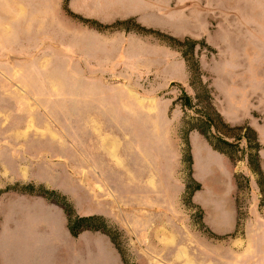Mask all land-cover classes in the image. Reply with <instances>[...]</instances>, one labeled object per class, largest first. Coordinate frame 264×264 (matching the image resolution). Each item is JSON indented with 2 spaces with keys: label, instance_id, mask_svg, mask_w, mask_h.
<instances>
[{
  "label": "rangeland",
  "instance_id": "374dc122",
  "mask_svg": "<svg viewBox=\"0 0 264 264\" xmlns=\"http://www.w3.org/2000/svg\"><path fill=\"white\" fill-rule=\"evenodd\" d=\"M208 102L228 150L191 129L189 163ZM91 215L109 233L73 235ZM16 227L50 261L13 260ZM0 235V264L100 237L121 264H264V0H0Z\"/></svg>",
  "mask_w": 264,
  "mask_h": 264
},
{
  "label": "crops",
  "instance_id": "0c3cea01",
  "mask_svg": "<svg viewBox=\"0 0 264 264\" xmlns=\"http://www.w3.org/2000/svg\"><path fill=\"white\" fill-rule=\"evenodd\" d=\"M113 154V153H112ZM108 165H117L116 162L113 159H107ZM16 217V215H15ZM58 217V223H59V235H62V225H61V219L58 215H53V218ZM55 226V225H54ZM56 228V227H55ZM16 230L12 232V245L9 246L13 249V255L12 259L16 260L18 262H33L36 260L37 254L45 256L43 259L48 262L49 256H51V252L49 250H52L50 246L45 247H35L32 245V241L35 240V238H23V233H25V230L19 229L18 227L15 228ZM3 235H0V250L3 249V242H2ZM103 240V242H100L99 245L96 243L94 244L95 253H97L98 258L93 259L92 261L88 262L84 260V258H87L86 251L87 247L84 244L85 242H81L78 244L72 243V246H70V254L72 259L70 262L68 261L67 264H121L119 255L115 249V247L112 245V243L105 238H99ZM98 241V242H99ZM53 248V247H52ZM68 249V250H69ZM44 251V252H43ZM40 252V253H39ZM8 255V254H7ZM3 257V256H2ZM10 257L9 255L7 256ZM4 260V259H3ZM5 264V263H3Z\"/></svg>",
  "mask_w": 264,
  "mask_h": 264
},
{
  "label": "trees",
  "instance_id": "16d2710c",
  "mask_svg": "<svg viewBox=\"0 0 264 264\" xmlns=\"http://www.w3.org/2000/svg\"><path fill=\"white\" fill-rule=\"evenodd\" d=\"M182 105H183L184 108H189V107L192 106L191 105V97L188 96L187 94L184 95V99H183ZM207 108H208V111L203 112L202 115H200V116H198V117H196V118H194V119H192L190 121H186V123H188V127L185 128V137H186V142H187V147H188L187 158L189 160V163L192 162V155L190 153V147H189L188 140H187V135H188L189 131L191 129H198L201 133H203L208 138V140L211 143H213L214 141H212V139H211L212 135H213L212 134V129L214 127L217 128V126H218L217 121H221V122L223 121L224 122V120L222 119V117L218 113H216L215 111L213 112V108H212L210 102L207 103L206 109ZM249 130L252 133V135L255 138V140H257L256 131H254L252 128H249ZM219 141L224 143L227 146L228 145H232V143L230 141L226 140L223 137H219ZM213 145L217 149H220L221 151L227 153L228 149L225 148L224 146L217 145V143L216 144L213 143ZM256 146L258 147L259 143H257ZM259 172H261L260 169H259ZM199 187H200V185H197V187L195 189H198ZM24 190L33 191V189H31L30 187L25 188ZM97 220H101V218L97 217L95 215H91V216H76V218L73 220V222L70 223V230H71L72 234L76 235V236L84 229L102 230L105 233H109V231L106 229L104 224L103 225L102 224H99V225L96 224Z\"/></svg>",
  "mask_w": 264,
  "mask_h": 264
}]
</instances>
